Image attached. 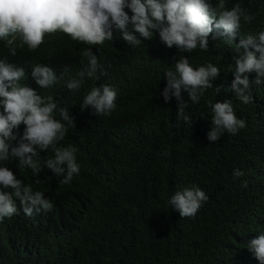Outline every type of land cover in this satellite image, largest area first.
<instances>
[{
    "label": "trees",
    "instance_id": "1",
    "mask_svg": "<svg viewBox=\"0 0 264 264\" xmlns=\"http://www.w3.org/2000/svg\"><path fill=\"white\" fill-rule=\"evenodd\" d=\"M237 3L254 19L241 21L232 45L218 35L222 29L214 28L208 51L169 49L158 33L152 40L137 33L143 43L133 48L114 27L112 41L91 48L107 74L98 72L99 79H86L82 88L116 87L117 108L101 116L100 132L89 133L81 109L64 99L75 117V129H69L65 141L79 149L80 172L70 184H61L64 177L47 167L42 166L37 184L31 170L19 169L16 160L4 165L43 192L54 208L28 217L17 201L19 213L0 223V264H260L247 246L264 233V78L257 84L254 72L245 74L252 96L245 105L231 89L230 66L234 69L236 44L264 32V0H226L227 9ZM82 52L74 43L62 44L60 35L49 36L36 51L25 45L14 57L0 43V59L30 67L47 64L56 71L54 98L67 92L64 81L87 63ZM181 56L193 65L212 63L220 69L199 103L182 91L192 126L178 119L177 100L166 103L161 94L165 72L174 71ZM225 100L232 101L246 127L213 143L207 138L213 127L209 102ZM235 169L245 175L234 178ZM193 185L209 199L195 217L181 218L168 201Z\"/></svg>",
    "mask_w": 264,
    "mask_h": 264
},
{
    "label": "clouds",
    "instance_id": "2",
    "mask_svg": "<svg viewBox=\"0 0 264 264\" xmlns=\"http://www.w3.org/2000/svg\"><path fill=\"white\" fill-rule=\"evenodd\" d=\"M253 19L238 3L228 10L226 0H216L215 4L211 0H0V43L10 56H16L17 50L25 45L29 51H36L49 36L60 35L62 44L81 46L87 59L75 78L64 81L67 92L57 98L51 91L59 77L51 66H22L10 63L7 58L0 59V223L19 213L17 201L28 217L34 211L54 208L43 192L34 191L4 166L8 161L16 160L19 169H30L35 178L47 167L55 176L64 177L60 181L64 185L79 174L76 158L79 149L65 141L69 129H75V117H70L63 101L68 98L81 109L82 117L90 124L89 133L100 132L101 116L115 112L116 87L104 83L100 87L82 88L86 79H99L98 72L107 74L91 48L112 41L114 27L133 48L143 43L137 33L143 40H152L158 33L167 48L175 46L181 52L192 53L198 47L208 51L214 28L222 29L218 35L226 37V43L232 45L241 21L249 23ZM250 46L254 52L249 51ZM236 50L234 69L230 66L234 75L231 89L247 105L252 103V96L246 91L249 78L245 74L254 72L257 84L264 78V32L241 39ZM174 68L165 72L167 82L161 94L166 103L173 97L177 100L178 119L192 126V118L185 114L189 104L184 102L182 91L187 92L192 103H199L204 91L214 87L220 69L212 63L193 65L184 56ZM209 104L213 112L209 141L218 142L225 133L236 135L246 127V121L237 117L232 101ZM46 151L50 155L44 156L50 157L42 164L41 153ZM244 175L240 169L233 171L234 178ZM35 182L38 184L40 180L36 178ZM244 186L247 187L246 182ZM208 199L203 190L193 185L176 191L168 203L181 218H193ZM247 248L264 264V233L251 239ZM247 255L250 259L249 252Z\"/></svg>",
    "mask_w": 264,
    "mask_h": 264
}]
</instances>
